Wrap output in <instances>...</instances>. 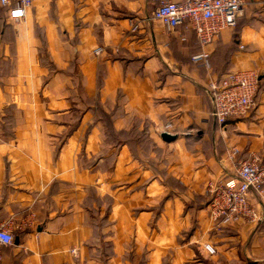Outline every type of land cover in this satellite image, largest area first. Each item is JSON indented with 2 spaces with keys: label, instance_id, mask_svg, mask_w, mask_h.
Wrapping results in <instances>:
<instances>
[{
  "label": "crops",
  "instance_id": "crops-1",
  "mask_svg": "<svg viewBox=\"0 0 264 264\" xmlns=\"http://www.w3.org/2000/svg\"><path fill=\"white\" fill-rule=\"evenodd\" d=\"M154 5L35 0L16 21L0 5V226L14 237L1 264H264L257 196L259 220L202 206L210 179L264 154V0L205 46L152 21ZM202 50L208 66L191 60ZM232 71L259 86L246 115L218 125L207 86ZM98 107L126 138L108 140ZM137 122L148 139L176 135L155 139L154 167Z\"/></svg>",
  "mask_w": 264,
  "mask_h": 264
},
{
  "label": "built area",
  "instance_id": "built-area-1",
  "mask_svg": "<svg viewBox=\"0 0 264 264\" xmlns=\"http://www.w3.org/2000/svg\"><path fill=\"white\" fill-rule=\"evenodd\" d=\"M35 0H0L7 8L10 20H19ZM150 19L166 29H175L181 24L188 26L196 35L200 45L214 41L220 33L236 25L243 13L245 0H154ZM136 25H132L134 30ZM242 47V46H240ZM102 47L93 49L99 54ZM208 53L201 51L191 57L194 63L208 66ZM258 87V75L254 71H232L218 80L208 83V96L212 105L211 115L218 125H224L228 118L240 117L248 113L253 105ZM209 196V215L213 220L234 217L257 219V213L249 201L254 194L264 203V154H253L239 163L233 176L212 178L206 184ZM13 234L0 226V246L13 243ZM208 254L215 253L210 244H205ZM74 253V250H72ZM0 251V264H1Z\"/></svg>",
  "mask_w": 264,
  "mask_h": 264
},
{
  "label": "rangeland",
  "instance_id": "rangeland-1",
  "mask_svg": "<svg viewBox=\"0 0 264 264\" xmlns=\"http://www.w3.org/2000/svg\"><path fill=\"white\" fill-rule=\"evenodd\" d=\"M234 27H233V30H235ZM135 127H136L137 132H136V136L132 139V142H133V144H135V146H145L146 147V154H147L148 148L150 146V149H151L152 154H153L152 155V160H153V167H154L155 164H158V159L160 158V155H161L160 154L161 153L160 152V148L158 146H156V143H157V141L158 142H164V141L161 139V137L159 135L156 136L155 138L148 139V136L145 135L144 127L140 129L139 128L140 124L138 122H137ZM108 140L110 142H112L113 138L111 136H109ZM172 184H173V182H172ZM208 198H209V196H208ZM204 202L205 203L202 206H206L207 207V205L209 203V199H208V201H207V199L206 200L204 199ZM223 263H224L223 261H220V264H223Z\"/></svg>",
  "mask_w": 264,
  "mask_h": 264
},
{
  "label": "trees",
  "instance_id": "trees-1",
  "mask_svg": "<svg viewBox=\"0 0 264 264\" xmlns=\"http://www.w3.org/2000/svg\"><path fill=\"white\" fill-rule=\"evenodd\" d=\"M234 29H235V32L237 31V22H236V25H235V27H234ZM233 38H236V33L233 35ZM207 60H208V58H207ZM258 84H259V80H258ZM259 86V85H258ZM258 88V87H257ZM102 111H100V109H99V107L97 108V110L95 111V113L98 115V113L99 114H101L102 115V121H103V123H104V125H105V127H106V130H107V132H108V134H109V136H111L112 138H113V141H115V139L116 138H121L122 136H123V138H126V134L127 133H123V132H115L114 131V129L112 128V124H111V118H110V116L107 114V113H101ZM241 117H243V116H240V117H234V118H241ZM229 119V118H228ZM227 119V120H228ZM134 145V144H133ZM170 179V178H169ZM168 179V180H169ZM93 192V191H92ZM205 263L207 262V261H204ZM207 264H208V262H207Z\"/></svg>",
  "mask_w": 264,
  "mask_h": 264
},
{
  "label": "water",
  "instance_id": "water-1",
  "mask_svg": "<svg viewBox=\"0 0 264 264\" xmlns=\"http://www.w3.org/2000/svg\"><path fill=\"white\" fill-rule=\"evenodd\" d=\"M160 137H161V139H162L164 142H171V141L175 140L176 135L164 131V132H162V133L160 134ZM16 242H17V239H16Z\"/></svg>",
  "mask_w": 264,
  "mask_h": 264
}]
</instances>
